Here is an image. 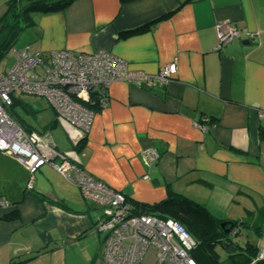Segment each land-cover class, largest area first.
<instances>
[{
  "label": "crops",
  "instance_id": "1",
  "mask_svg": "<svg viewBox=\"0 0 264 264\" xmlns=\"http://www.w3.org/2000/svg\"><path fill=\"white\" fill-rule=\"evenodd\" d=\"M223 20L243 33L217 50ZM35 21L26 43L36 50L105 49L151 76L177 65L162 85L111 83L81 147V132L57 116L40 130L29 125L42 143L133 202L184 194L232 221L222 215L236 199L264 203V0H75ZM149 148L160 153L153 163L143 156ZM29 177L0 151V201L8 202L0 203V264H107L103 208L51 163L33 190Z\"/></svg>",
  "mask_w": 264,
  "mask_h": 264
},
{
  "label": "built area",
  "instance_id": "2",
  "mask_svg": "<svg viewBox=\"0 0 264 264\" xmlns=\"http://www.w3.org/2000/svg\"><path fill=\"white\" fill-rule=\"evenodd\" d=\"M222 50L241 28L230 20L217 23ZM258 35L250 32L251 38ZM14 64L0 71V151L15 156L29 170L27 189H34L36 173L43 165L51 163L71 183L81 188L83 196L104 210V218L97 230L105 236L104 259L107 264L141 263L151 246L157 249L156 264H198L193 250L198 242L186 226L171 218L156 214H141L134 210L125 193L115 190L97 179L73 159L41 142L37 132H29L9 113L16 97L23 94L46 99L58 119L86 135L91 127L95 110L87 103L99 100L107 104L108 88L115 81L157 86L167 83L177 72L175 63L166 65L158 74L148 75L129 67L126 60L112 52L100 49L95 52H73L53 49L36 50L30 44L12 47ZM19 92V95L16 94ZM202 127L200 122L195 123ZM205 129V128H203ZM148 163L160 158L155 148L143 153ZM59 161L56 162V159ZM0 203L8 204L7 201ZM236 230L233 228L231 235ZM264 259V247L257 260Z\"/></svg>",
  "mask_w": 264,
  "mask_h": 264
},
{
  "label": "trees",
  "instance_id": "3",
  "mask_svg": "<svg viewBox=\"0 0 264 264\" xmlns=\"http://www.w3.org/2000/svg\"><path fill=\"white\" fill-rule=\"evenodd\" d=\"M75 0H9L8 9L0 18V61L4 55L14 46L21 33L31 25L35 24V14L41 11L50 12L67 8ZM123 3L131 0H121ZM20 2H24L21 4ZM164 18V17H161ZM159 20H156L157 22ZM154 23V22H153ZM148 25L123 32L122 36L145 31ZM21 102V97H16L9 113L27 131L33 132L31 127L18 115L15 105ZM88 107L97 110L101 103L94 98L93 102L87 103ZM264 137V132H263ZM85 142L83 139L77 146L81 147ZM134 210L138 213H152L163 218H171L187 227L197 239V246L193 250V257L198 264H227L221 260L218 250L220 244L231 241V245L237 247L236 252L228 251V264H251L259 255V249L248 243L245 247L237 244L226 234L225 228L221 227L222 219L209 210L201 202H198L184 194L172 193L167 198L154 204L133 202L129 200ZM229 220V219H228ZM235 225L239 221H235ZM9 264H29L28 259L12 260ZM254 264H264V259L257 260Z\"/></svg>",
  "mask_w": 264,
  "mask_h": 264
},
{
  "label": "rangeland",
  "instance_id": "4",
  "mask_svg": "<svg viewBox=\"0 0 264 264\" xmlns=\"http://www.w3.org/2000/svg\"><path fill=\"white\" fill-rule=\"evenodd\" d=\"M9 0H0V18L5 14L8 9ZM24 4V2H20ZM29 27L26 28L14 43V47L20 48L27 45L26 41L29 38ZM14 64V58L11 55V49L4 55L0 61V71L9 70ZM19 95V92L16 91ZM24 105L21 102L15 105L18 115L26 121L28 125H31L38 130L42 129L55 116H57L55 110L49 105L48 101L42 97L35 95L23 94L21 96ZM66 138V137H65ZM243 198V197H242ZM231 202H229L230 204ZM228 205V204H227ZM264 203L259 202L257 207L254 202L247 201L246 199H236L231 205L224 210L222 217L230 218L239 221V225H234L236 233L232 236L237 244L246 246L248 243L253 244L261 253L264 247ZM212 213V212H211ZM242 223V224H241ZM240 226V227H239ZM221 260L228 264V251L222 244L218 246ZM157 249L155 246H151L141 263L137 264H156L157 261Z\"/></svg>",
  "mask_w": 264,
  "mask_h": 264
},
{
  "label": "water",
  "instance_id": "5",
  "mask_svg": "<svg viewBox=\"0 0 264 264\" xmlns=\"http://www.w3.org/2000/svg\"><path fill=\"white\" fill-rule=\"evenodd\" d=\"M86 137H87V135L79 134L77 141L83 140ZM227 225H230L231 227H233L235 225V222L232 221V220H223L221 222V227L222 228H226ZM225 232L228 233L229 229H226ZM223 247L226 248V250L229 251L230 253H234L237 250V247L235 245H231V243H229L227 241L224 242Z\"/></svg>",
  "mask_w": 264,
  "mask_h": 264
},
{
  "label": "flooded vegetation",
  "instance_id": "6",
  "mask_svg": "<svg viewBox=\"0 0 264 264\" xmlns=\"http://www.w3.org/2000/svg\"><path fill=\"white\" fill-rule=\"evenodd\" d=\"M233 228H234V226L231 227L230 225H227L226 228H225V231H226V229H229V232L228 233L226 232V234L227 235L230 234L229 236L231 237V239H232L231 231H232ZM227 242L231 243V241H228V240H227Z\"/></svg>",
  "mask_w": 264,
  "mask_h": 264
}]
</instances>
